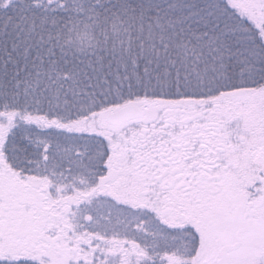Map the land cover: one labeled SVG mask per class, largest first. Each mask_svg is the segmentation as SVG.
Segmentation results:
<instances>
[{"label": "snow or ice", "instance_id": "obj_1", "mask_svg": "<svg viewBox=\"0 0 264 264\" xmlns=\"http://www.w3.org/2000/svg\"><path fill=\"white\" fill-rule=\"evenodd\" d=\"M0 264H264V0H0Z\"/></svg>", "mask_w": 264, "mask_h": 264}]
</instances>
